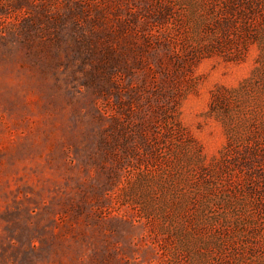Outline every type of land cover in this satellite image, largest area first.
Returning a JSON list of instances; mask_svg holds the SVG:
<instances>
[{
    "label": "rangeland",
    "instance_id": "rangeland-1",
    "mask_svg": "<svg viewBox=\"0 0 264 264\" xmlns=\"http://www.w3.org/2000/svg\"><path fill=\"white\" fill-rule=\"evenodd\" d=\"M0 264H264V0H0Z\"/></svg>",
    "mask_w": 264,
    "mask_h": 264
}]
</instances>
